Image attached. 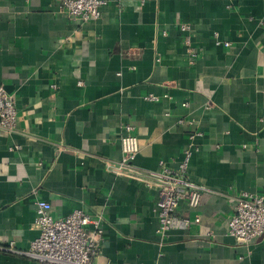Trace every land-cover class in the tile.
Here are the masks:
<instances>
[{
	"label": "crops",
	"instance_id": "1",
	"mask_svg": "<svg viewBox=\"0 0 264 264\" xmlns=\"http://www.w3.org/2000/svg\"><path fill=\"white\" fill-rule=\"evenodd\" d=\"M103 1L80 23L58 0H0V86L17 111L15 131L0 129V264H35L36 200L100 219L94 264H264V233L227 234L232 197L264 196V0ZM125 125L140 169H176L194 144L187 174L207 191L177 212L199 224L160 237L156 190L108 169Z\"/></svg>",
	"mask_w": 264,
	"mask_h": 264
},
{
	"label": "built area",
	"instance_id": "2",
	"mask_svg": "<svg viewBox=\"0 0 264 264\" xmlns=\"http://www.w3.org/2000/svg\"><path fill=\"white\" fill-rule=\"evenodd\" d=\"M58 7L72 21L88 23L101 17L103 0H58ZM182 42L189 63L197 58V50L193 48L190 38V26L181 24ZM216 45L230 46L229 42L216 39ZM187 107V103L183 105ZM208 107V106H207ZM206 107V108H207ZM17 123L16 101L13 96L0 86V129L6 133L15 131ZM182 123V121H180ZM200 133L195 131L189 135L191 142ZM120 160L108 167L115 175L135 181L147 189L156 190L158 196L156 233L164 237L174 229L186 230L191 224H199L200 217L193 220L178 215L181 202L190 209H197L202 194L207 189L190 180L187 169L194 144L184 151L183 160L176 169L165 166L160 161L161 169L151 171L136 167L133 162L139 152V143L131 125L123 127L119 134ZM232 214L227 223V234L238 244L247 245L264 233V196L249 191H242L232 197ZM51 205L43 200L35 201V220L33 227L38 236L30 243L25 256L35 264H94L100 253L99 241L102 232L99 229L100 219H91L81 210L54 218L50 213ZM92 226L94 232L87 233L86 227ZM88 239H90L88 241ZM11 249V245L7 248Z\"/></svg>",
	"mask_w": 264,
	"mask_h": 264
}]
</instances>
